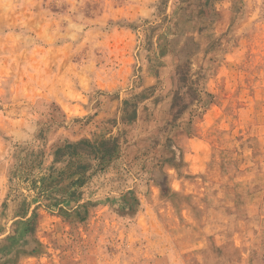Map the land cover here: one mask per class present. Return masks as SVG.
Here are the masks:
<instances>
[{"label":"rangeland","instance_id":"rangeland-1","mask_svg":"<svg viewBox=\"0 0 264 264\" xmlns=\"http://www.w3.org/2000/svg\"><path fill=\"white\" fill-rule=\"evenodd\" d=\"M0 264H264V0H0Z\"/></svg>","mask_w":264,"mask_h":264},{"label":"trees","instance_id":"trees-1","mask_svg":"<svg viewBox=\"0 0 264 264\" xmlns=\"http://www.w3.org/2000/svg\"><path fill=\"white\" fill-rule=\"evenodd\" d=\"M164 1H165V0H164ZM127 102H128V101L126 100L125 103H127ZM29 224H31V223L29 222ZM31 225H33V224H31Z\"/></svg>","mask_w":264,"mask_h":264}]
</instances>
